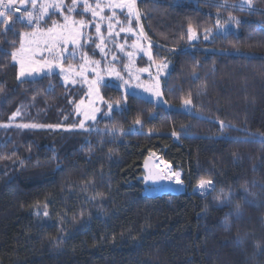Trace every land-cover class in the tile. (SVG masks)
Masks as SVG:
<instances>
[{
    "label": "trees",
    "instance_id": "obj_1",
    "mask_svg": "<svg viewBox=\"0 0 264 264\" xmlns=\"http://www.w3.org/2000/svg\"><path fill=\"white\" fill-rule=\"evenodd\" d=\"M239 4L136 0L147 64H171L164 104L103 84L119 107L92 131L77 129L83 88L55 74L17 80L10 54L32 27L0 26V264H264V0ZM217 20L238 31L205 40ZM190 94L193 115L181 109ZM220 121L234 127L221 132ZM113 126L127 134L95 131ZM150 154L181 171L184 192H144L137 176ZM202 179L212 191L193 193Z\"/></svg>",
    "mask_w": 264,
    "mask_h": 264
},
{
    "label": "snow or ice",
    "instance_id": "obj_2",
    "mask_svg": "<svg viewBox=\"0 0 264 264\" xmlns=\"http://www.w3.org/2000/svg\"><path fill=\"white\" fill-rule=\"evenodd\" d=\"M83 4V13H91V16L93 17V20H95L97 17L100 21H104L106 17L102 14L103 9L106 7L109 10H112V16L107 17L109 23L107 25L108 27V34L109 37L113 35L112 29L113 24L111 21L116 17V11L120 10L123 12L125 9L127 10V18L129 21H131V18L135 16L137 22L140 18V13L136 8V0H96L95 5L89 3V0H72V5L67 7V13L68 15L64 14V8L65 3L64 0H0V26H2L3 30L6 32L9 28L14 26L16 23H27L29 27H33V31L31 32H21L20 35V47L13 49L11 52V60L14 61L16 64L19 65V71L17 73V80H20L22 77H29L32 76L34 73H38L42 68L47 67L49 72H51L53 67H59L60 73L64 78L65 83L67 84L69 80L73 84H75L77 77H83L85 81L89 84V93L88 95L91 96H98V88L97 85H100L104 83V77L100 75V72L97 71V67H91V72L95 73V79L88 80L86 76V72L89 71L88 65H100V61L92 60L90 61L88 59L87 53L84 54L83 59L85 61L84 64L80 65L79 70H76L74 66L69 65L67 69L63 67L61 63H59V59L64 57V53L59 52V49L61 45L63 47H67L69 43L76 48L81 47L83 44L88 43V41H82L81 37L83 36L82 29L89 27L90 22H86L84 20H76L70 15L73 13L76 9L78 4ZM253 4V0H240L239 7L241 10H243L246 6H248L251 9V6ZM30 5V7H29ZM228 5H221V7H225ZM232 7H235V5H232ZM53 10H56V12H59L60 15L63 16V23H57L53 22L51 27L45 29L44 31L40 30V24L44 21H46V18L54 14ZM229 22H235L236 24L240 23L239 18L234 16H229ZM120 21L117 20V24H119ZM228 22L225 24H221L219 20H217V29L219 30L220 34H223L227 36L230 32L229 27L227 26ZM95 30L96 35L100 39L101 43L97 44L96 47L100 49L102 53L106 52V49L102 47L101 45L105 43V37L103 36L101 32V24L96 23L95 24ZM121 32H131L132 28L129 27L127 29L121 28ZM211 31V30H207ZM37 35L43 36V47H41V43L36 40H32L30 38L35 37ZM141 35L143 33L141 32ZM195 33L193 32L191 26H189V36L188 39L192 40ZM91 39V38H89ZM210 39L209 35H205V40ZM136 45H134L135 47ZM117 47H121L120 45H117ZM37 51L40 52H47L49 55H52L53 53L59 52V57L54 59L53 61L43 60L39 61L35 59V56L37 54ZM146 55L149 56V59H152L151 52H146ZM129 56H131V53H129ZM115 57H113V61H115ZM168 67V64H159L157 65V71L158 73ZM108 72L109 76H114L119 80H123V77L121 76V73L115 69V68H107L104 69ZM141 71H148V69H141ZM194 79L198 78L194 75ZM120 87L124 88L125 91H127L131 85L128 83V81H124L123 84L120 85ZM137 88H144L146 92L152 93V95L159 99L162 96V92L160 91V83H159V76L156 78L155 85L145 86L141 84L136 85ZM0 91H3V85H0ZM102 99V97H101ZM89 103H92L90 100ZM166 103V102H165ZM81 104H83V101H81ZM194 101L191 97V94L188 98L183 99L181 107L189 114L193 115L192 108L194 107ZM109 109L111 110L113 108L112 104L108 105ZM117 107H119V103L117 104ZM81 107L80 105H77V111H80ZM99 109L91 108V116L89 117L88 113H85V119L91 118L92 120L96 119L95 112ZM20 112L19 109L12 114V117L10 119H14L16 116H19ZM201 119H207V117H199ZM220 130L223 132L225 128H232L234 127L231 124H226L223 121H220ZM135 125L143 126V120L139 117L135 120ZM0 127H7V125H0ZM19 128H29V127H40L39 125L35 124H20L17 125ZM80 128H84V120H81ZM93 129H89V131H92ZM98 135H109V136H115V135H125V131L123 129L116 128L115 126L106 128V129H95ZM178 133L173 131L172 136L178 137ZM253 136H257V134H251ZM258 139L262 143H264V134H259ZM230 139V138H229ZM154 155V154H153ZM21 163H23L21 161ZM159 174H149L144 177L145 181H155L160 179ZM164 179H175L177 184H181V174L179 172H176L171 175H166L163 177ZM214 187V184L211 180H200L198 188L201 191L202 194H206L209 190H211ZM230 199L231 194L230 193H223L221 192L220 195L216 197V199L223 200V199ZM45 216H48L49 213L47 211L44 212ZM236 217L239 218L241 213L239 210V205H237V210L235 213Z\"/></svg>",
    "mask_w": 264,
    "mask_h": 264
},
{
    "label": "rangeland",
    "instance_id": "obj_3",
    "mask_svg": "<svg viewBox=\"0 0 264 264\" xmlns=\"http://www.w3.org/2000/svg\"><path fill=\"white\" fill-rule=\"evenodd\" d=\"M64 3H65L64 14L68 15L69 13H67V7L72 5V0H70L69 2L67 0H64ZM89 3L94 6L96 3V0H89ZM137 10L139 11V9ZM76 11L80 13L78 15L79 17H76ZM115 11H116V17L111 21V23L113 24V29H112L113 35L109 37L108 27H107L109 21L107 17L112 16V10H109L106 7L103 9L102 14L106 17L104 21H100L98 17L95 20H93V17L91 16L90 12L86 14L83 13V4L82 3L78 4L77 9L70 15H72V17L76 20H84L86 22H90L89 27L82 29L83 36L81 37L82 41H88V43H85L83 44V46L76 47V48H74L71 45V43H69L66 48L61 45L59 49V52L64 53V57L59 59V63H61L65 69H67L69 65H72L74 66L76 70H79L80 65L85 63L83 59V56L85 53H87L88 59L90 61L96 60V61L101 62L99 66L88 65L89 71L86 72V76L89 81L96 78L95 73L91 72L90 70L91 67H97V71H99L100 75L104 77V83L97 85L98 92H99L98 96L94 95L90 97L88 95L89 84L85 81L83 77H77L76 78L77 82L75 84H73L71 80H69L68 83L66 84L63 76L60 73L59 67H53L51 72H49L47 67H44L38 73H34L32 76L22 77L20 79V80H33V79L41 78L43 76L55 74L60 78V81L64 85L71 86V87L78 86V87L83 88L84 95L77 101L76 106H75L76 115L79 118V124L77 126V129L89 130L91 129V127L94 128L96 121L100 116H105V117L111 116L112 111L115 108H118L117 105L112 104L113 108L111 110L109 109L108 105L111 103L106 102L101 94V86L103 84L113 85L114 87L119 88L123 93H129V94L143 97L145 99H148L154 102L157 105L164 104L163 95L159 99H156L152 95V93L146 92L144 88H137L136 85L137 84H141L145 86L155 85L157 76H159V83H160L161 78L166 77L169 74L170 69H171V64L166 63L168 64V67L160 71L159 73L157 71V65L159 64H156V63L155 64L153 63L152 65L150 63L147 64L146 58L148 57V55H146L145 53L150 51L149 48H150L151 42L144 39V34L141 35V32L143 33V31L141 29L140 19H141L142 13L140 11H139L140 18L138 22L135 16L131 18V21H129V19L127 18L126 9L123 12H121L118 9ZM53 13L54 14H51L46 18V21L40 24L39 27L41 31H44L45 29L51 27L54 21L57 23L64 22L63 16L60 15L59 12H56V10H53ZM52 15H58V17L55 20H53L51 23H48L47 19L50 18ZM117 20L120 21L119 24H117ZM96 23L101 24V32L103 36L105 37V43L101 45L102 47L106 49V52L104 53H102L100 49L96 47L97 44L101 43L100 39L96 35V30H95ZM227 26L229 27L230 32L236 33L238 31V27L234 25L233 23H228ZM33 27L30 30H25L22 32H31L33 31ZM129 27L132 28L131 32H128V31L121 32L120 31L121 28L127 29ZM193 32L195 33V35L193 39L190 40L191 43H195L199 39L198 34L194 30ZM216 34L220 35V32L217 29V26H216L215 32L210 33L209 36L212 37ZM30 39L39 41L41 43V47H43V40H44L43 36L37 35ZM117 45L122 46V48L117 47ZM134 45L136 46L134 47ZM19 47H20V44L18 48ZM59 52L49 55L47 52L37 51L35 59L39 61H43V60L53 61L54 59L59 57ZM129 53H131V56H129ZM113 57L116 58L115 61H113ZM141 57L145 58L144 66H139L138 64V59H140ZM16 65L19 71V65L18 64ZM121 67H123V69H121ZM107 68L117 69L121 73L123 80H119L114 76H109L108 72L104 70ZM141 69H148V71H141ZM124 81H128V83L131 85V87L127 91H125L124 88L120 87V85L123 84ZM160 91H161V87H160ZM90 100L92 101V103H89ZM81 101H83V104H81ZM77 105H80L81 107L80 111H77ZM93 107L96 109H99L98 111L95 112L96 119L95 120H92L91 118L85 119V113H88L90 117L91 108ZM81 120H84V128L79 127ZM156 158L159 160L161 156L156 155ZM167 166L170 169V174H174L176 172H179L181 174V171L173 170V168L168 164ZM185 190L186 188L184 184V187L182 188L181 192H184ZM145 192L147 193L148 191L145 190ZM193 192L199 195H203L198 187H196V189H194Z\"/></svg>",
    "mask_w": 264,
    "mask_h": 264
},
{
    "label": "water",
    "instance_id": "obj_4",
    "mask_svg": "<svg viewBox=\"0 0 264 264\" xmlns=\"http://www.w3.org/2000/svg\"><path fill=\"white\" fill-rule=\"evenodd\" d=\"M160 159L163 161V164H165L167 166L165 160L162 157ZM154 161L155 162L158 161V159L156 158V155L155 154L154 155L153 154H150V155L145 156L143 158L142 162H141V174H139L137 176V180L139 182H142L143 183V187H144V189L146 191L149 190V189L159 188L158 186H162L164 184V178H163V175L162 174L160 176L161 178L158 179V180H155V181H152V180L145 181L144 180V177L146 175H149V174H159L158 171L157 172L155 171L156 170L155 165L152 164V162H154ZM169 191H171V190H169ZM211 191H212V189L209 190L207 193H209ZM172 192L175 193V191H172ZM163 193H167V191H165ZM163 193H161V194H163ZM161 194H159V195H161Z\"/></svg>",
    "mask_w": 264,
    "mask_h": 264
},
{
    "label": "bare ground",
    "instance_id": "obj_5",
    "mask_svg": "<svg viewBox=\"0 0 264 264\" xmlns=\"http://www.w3.org/2000/svg\"><path fill=\"white\" fill-rule=\"evenodd\" d=\"M152 164L155 165V168H156V172L158 171L159 175L161 176V174L164 176L166 175H171L170 174V169L168 166H166L165 164H163V161L160 159L158 161H154L152 162ZM159 188H156V189H149L147 190V194H150V195H159L165 191H179L181 192L182 188L184 187V184L181 183V184H177L175 179H164V184L162 186H158Z\"/></svg>",
    "mask_w": 264,
    "mask_h": 264
}]
</instances>
